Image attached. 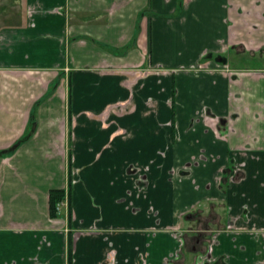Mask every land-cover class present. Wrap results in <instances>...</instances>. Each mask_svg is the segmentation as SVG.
Masks as SVG:
<instances>
[{
    "label": "crops",
    "instance_id": "crops-1",
    "mask_svg": "<svg viewBox=\"0 0 264 264\" xmlns=\"http://www.w3.org/2000/svg\"><path fill=\"white\" fill-rule=\"evenodd\" d=\"M180 248L264 264V0H0V264Z\"/></svg>",
    "mask_w": 264,
    "mask_h": 264
},
{
    "label": "trees",
    "instance_id": "trees-1",
    "mask_svg": "<svg viewBox=\"0 0 264 264\" xmlns=\"http://www.w3.org/2000/svg\"><path fill=\"white\" fill-rule=\"evenodd\" d=\"M71 166V165H70ZM71 168V167H70ZM69 188L68 190H53L50 192V216L52 218H58L59 216V204L65 199L66 194H68L69 199V218H72V207H71V192H72V186H73V180H72V171L69 170ZM71 246V242H70ZM71 249L69 251V263L71 262Z\"/></svg>",
    "mask_w": 264,
    "mask_h": 264
},
{
    "label": "flooded vegetation",
    "instance_id": "flooded-vegetation-1",
    "mask_svg": "<svg viewBox=\"0 0 264 264\" xmlns=\"http://www.w3.org/2000/svg\"><path fill=\"white\" fill-rule=\"evenodd\" d=\"M239 177H240V174L239 173H237V176L236 177H234V179L236 180H238L239 179ZM181 248H180V250L176 253V254H174L173 256H172V260L170 261V264H175V262L177 261V262H180L181 261V263H182V256H181ZM184 261V260H183ZM178 264H180V263H178Z\"/></svg>",
    "mask_w": 264,
    "mask_h": 264
},
{
    "label": "built area",
    "instance_id": "built-area-1",
    "mask_svg": "<svg viewBox=\"0 0 264 264\" xmlns=\"http://www.w3.org/2000/svg\"><path fill=\"white\" fill-rule=\"evenodd\" d=\"M59 207V213L61 212V210L63 209V208H69V199H68V197H67V194H66V197H65V199L58 205Z\"/></svg>",
    "mask_w": 264,
    "mask_h": 264
},
{
    "label": "rangeland",
    "instance_id": "rangeland-1",
    "mask_svg": "<svg viewBox=\"0 0 264 264\" xmlns=\"http://www.w3.org/2000/svg\"><path fill=\"white\" fill-rule=\"evenodd\" d=\"M67 197H68V194H67ZM169 261H171V260H169Z\"/></svg>",
    "mask_w": 264,
    "mask_h": 264
}]
</instances>
